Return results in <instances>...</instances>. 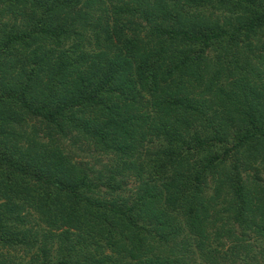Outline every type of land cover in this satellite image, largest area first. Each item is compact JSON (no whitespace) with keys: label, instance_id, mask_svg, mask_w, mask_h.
I'll return each instance as SVG.
<instances>
[{"label":"trees","instance_id":"16d2710c","mask_svg":"<svg viewBox=\"0 0 264 264\" xmlns=\"http://www.w3.org/2000/svg\"><path fill=\"white\" fill-rule=\"evenodd\" d=\"M0 264H264V0H0Z\"/></svg>","mask_w":264,"mask_h":264},{"label":"rangeland","instance_id":"374dc122","mask_svg":"<svg viewBox=\"0 0 264 264\" xmlns=\"http://www.w3.org/2000/svg\"><path fill=\"white\" fill-rule=\"evenodd\" d=\"M20 254H24V253H22V252H19L17 255H20ZM31 255V253L30 252H28V253H26L25 254V257H24V259H27V258H29V256Z\"/></svg>","mask_w":264,"mask_h":264}]
</instances>
